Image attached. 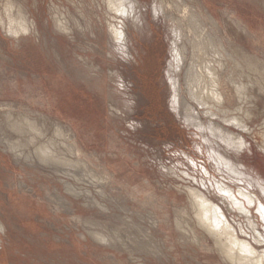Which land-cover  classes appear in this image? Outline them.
Masks as SVG:
<instances>
[{
	"label": "rangeland",
	"instance_id": "1",
	"mask_svg": "<svg viewBox=\"0 0 264 264\" xmlns=\"http://www.w3.org/2000/svg\"><path fill=\"white\" fill-rule=\"evenodd\" d=\"M107 2L0 0V264H232L191 191L263 255L264 0Z\"/></svg>",
	"mask_w": 264,
	"mask_h": 264
},
{
	"label": "bare ground",
	"instance_id": "2",
	"mask_svg": "<svg viewBox=\"0 0 264 264\" xmlns=\"http://www.w3.org/2000/svg\"><path fill=\"white\" fill-rule=\"evenodd\" d=\"M11 1V0H10ZM125 1H127V0H108V2L110 3V5H111V7H110V9L112 8H114V9H116V7H117V11H121V12H124L125 10H124V2ZM108 2H107V5H108ZM106 3V2H105ZM7 4V3H6ZM13 4V3H12ZM4 5V4H3ZM8 5V4H7ZM14 5V4H13ZM163 5V4H162ZM12 6V5H11ZM109 6V5H108ZM128 6V5H127ZM136 6V5H135ZM168 6H170V4L169 5H167V7ZM4 7V6H3ZM2 7V8H3ZM15 7V6H14ZM13 6H12V8H14ZM187 7V6H186ZM189 7V6H188ZM191 7V6H190ZM189 7V8H190ZM6 8V7H5ZM162 8H163V6H162ZM188 8V9H189ZM109 9V8H108ZM109 9V10H110ZM127 9V8H126ZM188 9H187V11L185 10V12L186 13H188ZM12 10V9H11ZM14 10V9H13ZM192 10V9H191ZM4 11V10H3ZM6 11V10H5ZM8 11V10H7ZM116 11V12H117ZM22 12V11H21ZM114 12V11H113ZM182 12V11H181ZM6 13V12H5ZM118 13V12H117ZM180 13V12H179ZM15 14V13H14ZM166 14V13H165ZM8 15H10V14H8ZM181 15H182V13H181ZM159 16V15H158ZM189 16H191V15H189ZM193 16H195V15H193ZM196 16H198V15H196ZM7 17V16H6ZM11 17V16H10ZM118 17V16H117ZM172 17V16H171ZM180 17V16H179ZM183 17V16H182ZM2 18V17H1ZM11 18H13V15H12V17ZM174 18V17H173ZM172 18V19H173ZM181 18V17H180ZM193 18H195V17H193ZM22 19V18H21ZM20 19V20H21ZM188 19V18H187ZM200 19V18H199ZM202 19H204V18H202ZM8 20H10V19H8ZM7 20V21H8ZM13 20V19H12ZM20 20H19V22H20ZM24 20V19H23ZM59 21H62V20H60V19H58ZM113 20H115V19H113ZM131 20V19H130ZM177 20V19H176ZM176 20H175V23H177L176 22ZM184 20H186L185 18H184ZM196 20H197V17H196ZM14 21V20H13ZM12 21V22H13ZM58 21V22H59ZM142 21V20H141ZM178 21V20H177ZM181 21V20H180ZM213 21V20H212ZM3 22V21H2ZM9 22H11V20L9 21ZM172 22H174V21H172ZM182 22V21H181ZM185 22H187V21H185ZM200 22V21H199ZM206 22V21H205ZM4 23V22H3ZM14 23V22H13ZM57 23V22H56ZM60 23H62V22H60ZM64 23V22H63ZM192 23H194V22H192ZM196 23V22H195ZM198 23V22H197ZM11 23H9V25H10ZM24 24V23H23ZM57 24H59V23H57ZM56 24V25H57ZM187 24H188V22H187ZM2 25V24H1ZM16 25V24H15ZM18 25V24H17ZM25 25V24H24ZM28 25V24H27ZM60 25V24H59ZM64 25V24H63ZM113 25V24H112ZM138 25V24H137ZM183 25V24H182ZM195 25V24H194ZM197 25V24H196ZM195 25V26H196ZM198 25H200V23L198 24ZM8 26V25H7ZM22 26V25H21ZM26 26V25H25ZM25 26H22L21 28H25ZM29 26V25H28ZM32 26V25H31ZM111 26V25H110ZM144 26V25H143ZM179 26V25H178ZM184 26H186V25H184ZM183 26V27H184ZM188 26H189V24H188ZM207 26V25H206ZM9 27V26H8ZM14 27H16V26H14ZM113 27V26H112ZM117 27V26H116ZM122 27V26H121ZM182 27V28H183ZM19 28V27H18ZM28 28V27H27ZM60 28L62 29V27H61V25H60ZM118 28V27H117ZM179 28V27H178ZM20 29V28H19ZM29 29V28H28ZM31 29H32V27H31ZM65 29V28H64ZM63 29V30H64ZM113 29V28H112ZM123 29V28H122ZM192 29V28H191ZM194 29V28H193ZM10 30V29H9ZM16 30V29H15ZM115 30V29H114ZM177 31H178V29H176ZM187 30V29H186ZM197 30V29H196ZM206 30V29H205ZM7 31H8V29H7ZM14 31V30H13ZM17 31H19L18 29H17ZM16 31V32H17ZM69 31V30H68ZM189 32H191L190 30H188ZM193 31V30H192ZM204 31V30H203ZM9 32H11V30L9 31ZM23 32V31H22ZM65 32V31H64ZM179 32V31H178ZM185 32V31H184ZM187 32V31H186ZM205 32V31H204ZM20 33V32H19ZM19 33H18V35H19ZM196 33V32H195ZM194 33V35H196ZM10 34V33H9ZM16 34V33H15ZM114 35L116 34V37H118V36H122L123 37V33H122V31H119V30H117V31H115L114 33H113ZM192 34V33H191ZM202 34V33H201ZM25 35V34H24ZM176 35V34H175ZM183 35V34H182ZM184 35H185V33H184ZM193 35V36H194ZM200 35V34H199ZM206 35V34H205ZM208 35V34H207ZM17 36V35H16ZM20 36V35H19ZM191 36V35H190ZM204 36V35H203ZM115 37V36H114ZM115 37V38H116ZM186 38H187V36H185ZM186 38H184V41H185V39ZM193 38V37H192ZM191 38V39H192ZM198 38V37H197ZM196 38V39H197ZM125 39H126V37H125ZM124 39V40H125ZM195 39V38H194ZM188 40H189V38H188ZM198 40H200V39H198ZM206 40V39H205ZM114 41V40H113ZM180 41H182L183 42V40H180ZM190 41V40H189ZM203 41V40H202ZM125 42H127V41H125ZM200 42V41H199ZM120 44V43H119ZM201 44V43H200ZM199 44V45H200ZM182 45V44H181ZM187 45V44H186ZM194 47L197 45H195V44H192ZM221 45V44H220ZM190 46V45H189ZM193 47V48H194ZM201 47V46H200ZM121 48V47H120ZM126 48V47H125ZM177 48V47H176ZM179 48V47H178ZM196 48V47H195ZM190 49H192V47L190 48ZM189 49V50H190ZM219 49V48H218ZM176 50V49H175ZM192 51V50H191ZM190 51V52H191ZM215 51V50H214ZM222 51V50H221ZM188 52V51H187ZM202 52V51H201ZM200 52V53H201ZM207 52H208V50H207ZM216 52V51H215ZM219 52V51H218ZM194 53H197V51L196 52H194ZM187 55V54H186ZM189 55H191V54H189ZM232 55V54H231ZM186 57V56H185ZM189 57H191V56H189ZM198 57H200V56H198ZM202 57V56H201ZM208 57V56H207ZM223 57V56H222ZM228 57V56H227ZM234 57V56H233ZM187 60H189V59H187ZM225 60V59H224ZM172 61V60H171ZM181 62V61H180ZM183 62H184V60H183ZM224 62V61H223ZM231 62V61H230ZM191 63V62H190ZM198 63V62H197ZM201 63V62H200ZM214 63V61L212 62V64ZM185 64V63H184ZM199 64V63H198ZM171 65V64H170ZM195 65V64H194ZM205 65V64H204ZM216 65V64H215ZM222 65H224V64H222ZM227 65V64H226ZM226 65H224V66H226ZM188 66V65H187ZM196 66H198V65H196ZM171 67V66H170ZM186 68V67H185ZM227 68V67H226ZM225 68V70L227 71V69ZM198 70L199 71H197V72H200V68H198ZM220 70V69H219ZM224 70V69H223ZM171 71V70H170ZM185 72V71H184ZM217 72V71H216ZM170 73V72H169ZM191 73V72H190ZM221 73V72H220ZM178 74V73H177ZM216 75H217V73H216ZM219 75V74H218ZM171 76V75H170ZM188 76V75H187ZM197 76V75H196ZM204 76V75H203ZM173 77V76H172ZM218 77V80H219V77L220 76H217ZM230 79H231V77H229ZM229 78H225L226 80H230ZM170 79V78H169ZM172 79V78H171ZM175 79V78H174ZM183 80V79H182ZM190 80V79H189ZM199 80V79H198ZM176 81V80H175ZM188 81V80H187ZM194 81L195 82H197V79H195L194 78ZM174 82V81H173ZM221 82V81H220ZM233 82V85H234V81H232ZM232 82L230 83V84H232ZM181 83V82H180ZM172 85H173V83H171ZM219 84V83H218ZM227 84H228V82H227ZM186 85V84H185ZM241 87L242 86H244V85H240ZM240 86H238L239 88H241ZM247 86V85H246ZM172 87V86H171ZM220 87V86H219ZM219 87H217V88H219ZM226 87V86H225ZM236 87V86H235ZM246 88V87H245ZM177 90H178V88H177ZM180 91V90H179ZM191 92V91H190ZM218 92V91H217ZM236 92V91H235ZM221 93H222V91H221ZM241 93V92H240ZM191 94V93H190ZM189 94V95H190ZM220 94V93H219ZM219 94H216V93H212L211 95H216L217 96V98L218 99H220V97H218V95ZM180 95H182V94H180ZM198 95V94H197ZM200 95V94H199ZM203 95V94H202ZM245 95H246V93H245ZM173 96H174V92H173ZM181 97V96H180ZM200 97V96H199ZM224 97V96H223ZM222 97V98H223ZM248 97V96H247ZM173 98H175V97H173ZM172 98V99H173ZM194 98V97H193ZM203 98L205 99V97L203 96ZM243 98V97H242ZM185 99V98H184ZM192 99V98H191ZM204 99H203V101H204ZM176 100V99H175ZM188 100V99H187ZM244 100V99H243ZM246 100H248V99H246ZM245 100V101H246ZM182 100L180 99V102H181ZM208 100H206V102H207ZM227 101V100H226ZM179 102V101H178ZM196 102V101H195ZM205 102V101H204ZM209 102V101H208ZM224 102V101H223ZM222 102V103H223ZM187 104H188V102H186ZM221 103V104H222ZM186 104V105H187ZM200 104V103H199ZM172 105L174 106V104L172 103ZM179 105V104H178ZM208 105V104H207ZM181 106V105H180ZM188 106V105H187ZM200 107H201V105H199ZM175 107V106H174ZM189 107V106H188ZM195 107V106H194ZM203 107H201V109H202ZM212 108V107H211ZM190 109V108H189ZM193 109V108H192ZM177 110V109H176ZM191 110V109H190ZM189 110V111H190ZM196 110V109H195ZM204 110V109H203ZM215 110V109H214ZM218 110V109H217ZM192 111V110H191ZM220 111V110H219ZM226 111H228V110H226ZM225 111V112H226ZM241 111V110H240ZM247 111V110H246ZM177 112V111H176ZM211 112V111H210ZM234 112V111H233ZM232 112V113H233ZM242 112V111H241ZM248 112V111H247ZM180 113H182V112H180ZM195 113V112H194ZM205 113V112H204ZM228 113H229V111H228ZM239 113V112H238ZM213 114V113H212ZM218 114V113H217ZM225 114V113H224ZM192 115V114H191ZM226 115H227V113H226ZM237 115H239V114H237ZM186 116H188V114L186 115ZM190 116V115H189ZM222 116V115H221ZM220 116V117H221ZM236 116V115H235ZM181 117V116H180ZM192 117V116H191ZM191 117H189V119L187 120V121H189L190 119V121H192V118ZM224 117V116H223ZM187 118V117H186ZM222 118V117H221ZM239 117H237V119H238ZM241 118V117H240ZM248 118V117H247ZM195 119H198V118H195ZM223 119V118H222ZM227 119H229V117L227 118ZM242 119V118H241ZM245 119V118H244ZM206 120V119H205ZM226 120V119H225ZM230 120V119H229ZM228 120V121H229ZM233 120V119H232ZM239 120V119H238ZM185 121H186V119H185ZM189 121V122H190ZM197 121V120H196ZM26 122H27V120H26ZM193 122H194V120H193ZM218 122V121H217ZM216 122V123H217ZM233 122V121H232ZM199 123H201L200 121H199ZM214 123V122H213ZM190 124H192V123H190ZM220 124V123H219ZM201 125V124H200ZM217 126V125H216ZM220 126H222V125H220ZM226 126V125H225ZM31 127V126H30ZM32 127H33V125H32ZM204 127V126H203ZM209 127V126H208ZM245 127V126H244ZM34 128V127H33ZM206 128V127H205ZM32 129V128H31ZM30 129V130H31ZM40 129V128H39ZM231 129H233V128H231ZM34 130V129H33ZM224 130H227V129H224ZM234 130V129H233ZM37 131V130H36ZM206 131V130H205ZM248 131V130H247ZM34 132V131H33ZM61 132V131H60ZM232 132V131H231ZM28 133H32V132H30V131H28ZM233 133V132H232ZM40 134H41V132H40ZM204 134V133H203ZM206 134V133H205ZM32 135V134H31ZM65 135H67V134H65ZM202 135V134H201ZM235 135V134H234ZM40 136V135H39ZM59 136H61V135H59ZM229 136V135H228ZM233 136V135H232ZM237 136V135H236ZM56 137V136H55ZM55 137H53V138H55ZM66 137V136H65ZM68 137V136H67ZM241 137V136H240ZM35 138V137H34ZM45 138H46V136H45ZM59 138V137H58ZM33 139V138H32ZM38 139V138H37ZM43 139V138H42ZM68 139V138H67ZM44 140V139H43ZM59 140H60V138H59ZM62 140V139H61ZM61 140H60V142H61ZM63 140H64V138H63ZM70 140V139H69ZM213 140V139H212ZM234 140V139H233ZM29 141H32V140H29ZM209 141V140H208ZM211 141V140H210ZM217 141V140H216ZM55 142H57V141H55ZM64 142V141H63ZM244 142H246V141H244ZM51 143V142H50ZM40 144V143H39ZM38 144V145H39ZM49 144V143H48ZM48 144H47V146H48ZM52 144V143H51ZM206 144H208V143H206ZM238 144H242L241 142H239ZM42 145V144H41ZM72 145H73V147L75 146L76 147V150H75V148H74V150L76 151V153H77V155H81V151L79 150V148L77 147V144L74 142V141H72ZM214 145V144H213ZM15 146V145H14ZM43 146V145H42ZM56 146V145H55ZM221 146V145H220ZM18 147V146H17ZM51 148H52V146H50ZM67 148H68V146H66ZM72 147V146H71ZM12 148V147H11ZM50 148V149H51ZM61 148V147H60ZM70 148V147H69ZM243 148V147H242ZM54 149V148H53ZM71 149V148H70ZM73 149V148H72ZM71 149V150H72ZM216 150H220V149H217L216 148ZM221 150H223V149H221ZM39 152H40V154H41V157L42 156H47V154L50 152V150L48 149V147H43V148H41L40 150H38ZM37 150H36V152H38ZM49 151V152H48ZM59 151V150H58ZM214 151V150H213ZM223 152H224V150H223ZM50 153H52V152H50ZM55 153H56V151H55ZM213 153V152H212ZM69 154V156H70V153H68ZM211 154V153H210ZM217 154V153H216ZM216 154L214 155V156H216ZM52 154H50L49 156H51ZM57 155V154H56ZM219 155V154H218ZM48 156V157H49ZM65 156V155H64ZM64 156H63V159H64ZM210 157V156H209ZM217 157V156H216ZM220 157V156H219ZM62 158V157H61ZM67 158V157H66ZM39 159V158H38ZM42 159V158H41ZM52 159V158H51ZM58 159V158H57ZM78 159V158H77ZM212 159V158H211ZM218 159V158H217ZM221 159V158H220ZM224 159V158H223ZM222 159V160H223ZM56 160V159H55ZM79 160V159H78ZM215 160H216V158H215ZM225 160V159H224ZM64 161V160H63ZM50 162H51V160H50ZM76 162V161H75ZM220 162H221V160H220ZM225 162H226V160H225ZM222 163V162H221ZM63 164V163H62ZM217 164H218V162H217ZM229 164H231V163H229ZM64 165V164H63ZM85 166V165H84ZM240 166V165H239ZM220 167V166H219ZM230 167H231V165H230ZM83 168V167H82ZM229 168V167H228ZM240 168V167H239ZM241 168H242V166H241ZM227 169V168H226ZM232 170H233V167H232ZM206 171V170H205ZM238 171V170H237ZM233 172V171H232ZM239 172V171H238ZM228 173V172H227ZM240 173V172H239ZM221 174V173H220ZM242 174V173H241ZM97 175V174H96ZM99 175V174H98ZM89 176V175H88ZM207 176H209V175H207ZM226 176V175H225ZM242 176H243V174H242ZM100 176H98V178H99ZM212 177V176H211ZM101 178V177H100ZM250 178V177H249ZM105 179H107V178H105ZM213 179V178H212ZM211 179V180H212ZM216 179V178H215ZM230 179V178H229ZM90 179H88V181H89ZM98 180V179H97ZM104 180V179H103ZM102 180V181H103ZM225 180V179H224ZM234 180V179H233ZM251 181H253V180H251ZM78 182V181H77ZM101 182V181H100ZM99 182V183H100ZM105 182H106V180H105ZM215 182V181H214ZM235 182V181H234ZM242 182H243V180H242ZM92 183V182H91ZM96 183V182H95ZM94 183V184H95ZM98 183V182H97ZM98 183V184H99ZM256 183H257V180H256ZM225 184V183H224ZM238 184V183H237ZM248 184H249V182H248ZM219 185V184H218ZM226 185V184H225ZM250 185V184H249ZM257 185V184H256ZM203 186V185H202ZM206 186V185H205ZM216 186V185H215ZM227 186V185H226ZM229 186V185H228ZM231 186V185H230ZM251 186V185H250ZM263 186V185H262ZM72 187V186H71ZM234 187V186H233ZM68 188V187H67ZM219 188V191L221 192V193H224V194H226V195H228L229 196V198L232 200V202L234 203V205L238 208V209H240L241 210V208H242V206H241V204H240V202H237V198H235V196H234V192L232 193V191L229 189H226L225 187H223V186H219L218 187ZM247 188V187H246ZM246 188H244L245 190H246ZM71 189V188H70ZM187 189V188H186ZM248 189V188H247ZM260 189V188H259ZM189 191V190H188ZM68 192V191H67ZM99 192H101V191H99ZM187 194V193H186ZM191 194H192V196H193V199H194V202H195V208H196V210H197V213H198V216H199V221H200V223L203 225V226H205L206 228H207V230H208V232L210 233V234H212L214 237H215V239H216V241H217V245H219L220 246V248H221V251H222V253H223V255H224V258H226L230 263H232V264H264V254L263 255H259L258 254V252L249 244V243H247V242H244V241H241L237 236H236V234H235V230L233 229V227H231L230 225H229V223H228V221H227V219H226V217H225V214H224V210H221V208L220 207H218L217 205H215L213 202H211V201H209L205 196H203L202 194H200L199 192H197V191H191ZM252 194V193H251ZM89 195V194H88ZM101 195V194H100ZM105 195V194H104ZM219 195V194H218ZM240 195V194H239ZM253 195V194H252ZM241 196H243V198L244 199H247L248 201H249V203H254L255 202V199L251 196V195H249V194H245V193H241ZM220 197V196H219ZM225 197V196H224ZM225 199H226V197H225ZM222 200V199H221ZM224 200V199H223ZM228 200V199H227ZM239 200V199H238ZM191 202V201H190ZM215 202V201H214ZM225 202V201H224ZM192 203V202H191ZM244 203V202H243ZM255 204V203H254ZM189 205H190V203H189ZM221 205V204H220ZM227 205V204H226ZM100 206V205H99ZM229 206V205H228ZM232 206V205H231ZM245 206V205H244ZM258 206V205H257ZM192 207V206H191ZM228 208V207H227ZM254 208H255V206H254ZM246 209V208H245ZM237 210V209H236ZM254 210V209H253ZM238 211V210H237ZM251 211V210H250ZM250 211H249V213H250ZM182 212V211H181ZM181 212L179 213V215L181 214ZM192 212V211H191ZM241 212V211H240ZM259 212H260V214L264 217V207H263V205L259 202ZM226 213V212H225ZM189 214V213H188ZM191 214V213H190ZM194 214V213H193ZM257 215V214H256ZM255 215V216H256ZM180 217H182V215H180ZM261 217V216H260ZM177 218H178V216H177ZM183 218V217H182ZM228 219H230V218H228ZM248 219V218H247ZM179 220V219H178ZM180 222H181V220H180ZM197 222V221H196ZM247 222V221H246ZM250 222V221H249ZM235 223V222H234ZM256 223V222H255ZM258 224V223H257ZM194 226V225H193ZM233 226V225H232ZM239 227V226H238ZM249 227H251V226H249ZM199 228V227H198ZM240 228V227H239ZM194 229V228H193ZM192 229V230H193ZM197 229V228H196ZM242 229V228H241ZM258 229V228H257ZM239 230V229H238ZM251 230H253L252 228H251ZM246 231V230H245ZM255 232V231H254ZM257 232V231H256ZM93 233V232H92ZM98 233V232H97ZM193 233H194V231H193ZM259 233V232H258ZM93 235V234H92ZM103 235V234H102ZM239 235V234H238ZM95 237H97V236H95ZM251 237V236H250ZM102 239L103 238H105L104 236H102L101 237ZM245 238V237H244ZM95 240L97 239V238H94ZM102 239H100V240H102ZM106 239V238H105ZM252 239V238H251ZM254 239V238H253ZM257 239V238H256ZM104 240V239H103ZM110 240H111V237H110ZM105 241V240H104ZM112 241V240H111ZM257 241V240H256ZM102 242V241H101ZM197 242H198V240H197ZM259 242H260V240H259ZM258 242V243H259ZM215 243V242H214ZM220 250V249H219ZM225 261V260H224ZM227 261V262H228Z\"/></svg>",
	"mask_w": 264,
	"mask_h": 264
}]
</instances>
